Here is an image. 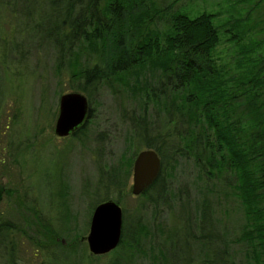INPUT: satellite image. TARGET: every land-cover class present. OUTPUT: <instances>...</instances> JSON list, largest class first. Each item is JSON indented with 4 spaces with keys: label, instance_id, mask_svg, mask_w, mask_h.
<instances>
[{
    "label": "rangeland",
    "instance_id": "1",
    "mask_svg": "<svg viewBox=\"0 0 264 264\" xmlns=\"http://www.w3.org/2000/svg\"><path fill=\"white\" fill-rule=\"evenodd\" d=\"M28 1L0 0V224L22 231L5 236L0 231V264H167L178 229L199 216L207 192L215 198L218 185H207L192 163L180 160L164 169L168 195L162 201L151 204L131 194L133 160L145 147L128 119L141 114L140 86L150 84L159 69L148 60L103 81L87 98L76 89L80 76L73 74L100 62L96 48L82 41L85 46L65 44L59 53L45 22L40 20V29L35 11L26 10ZM152 1L168 9L173 0ZM257 1L177 0L155 28L164 30L174 9L190 18L216 14L213 57L220 70L235 75L249 70L253 58H264V19H255L253 9ZM80 47L88 51L87 61L80 60ZM69 92L87 98L90 117L77 136L58 137V99ZM148 106L151 122L163 125L166 111ZM106 195L119 202L125 220L117 246L92 255L85 237L92 211ZM225 200L233 207L225 221L229 230L242 214L235 200ZM193 244L192 263L202 264L204 248ZM229 248L236 260L249 264L236 245Z\"/></svg>",
    "mask_w": 264,
    "mask_h": 264
},
{
    "label": "trees",
    "instance_id": "2",
    "mask_svg": "<svg viewBox=\"0 0 264 264\" xmlns=\"http://www.w3.org/2000/svg\"><path fill=\"white\" fill-rule=\"evenodd\" d=\"M176 1L166 9L152 0H41V8L38 0H29L26 10L35 11L40 29V20L45 22L59 53L65 44L85 46L82 41L96 48L100 62L73 74L80 76L76 89L87 98L103 81L148 60L159 69L153 83L140 86L141 114L128 119L135 138L160 159L157 178L140 195L151 204L162 201L168 195L164 169L180 160L192 163L207 185H218L215 198L207 192L199 216L185 219L178 229L167 264H193V243L204 248L202 264H245L236 260L232 244L249 264H264V58H253L249 70L235 75L220 70L213 57L219 41L212 22L216 14L190 18L174 9L158 31L155 21ZM253 9L255 19H264V0ZM78 49L80 60L87 61L88 51ZM150 102L166 111L163 125L147 116ZM226 197L242 214L229 230L225 221L233 207ZM0 231L4 236L22 232L5 221Z\"/></svg>",
    "mask_w": 264,
    "mask_h": 264
},
{
    "label": "water",
    "instance_id": "3",
    "mask_svg": "<svg viewBox=\"0 0 264 264\" xmlns=\"http://www.w3.org/2000/svg\"><path fill=\"white\" fill-rule=\"evenodd\" d=\"M89 115L87 98L77 92L59 96L58 113L54 125V134L68 136L85 124ZM160 171V159L152 149L138 152L132 165L131 194L144 192L157 178ZM121 208L111 199L98 203L91 214L88 234L85 237L88 250L92 255H102L113 250L120 240Z\"/></svg>",
    "mask_w": 264,
    "mask_h": 264
},
{
    "label": "flooded vegetation",
    "instance_id": "4",
    "mask_svg": "<svg viewBox=\"0 0 264 264\" xmlns=\"http://www.w3.org/2000/svg\"><path fill=\"white\" fill-rule=\"evenodd\" d=\"M76 132V131H75ZM74 132V133H75ZM74 133H72V134H74ZM72 134H70V135H72ZM70 135H68V136H70ZM118 203V202H117ZM119 204V203H118ZM120 206V205H119ZM120 208H121V206H120ZM121 227H122V208H121Z\"/></svg>",
    "mask_w": 264,
    "mask_h": 264
}]
</instances>
